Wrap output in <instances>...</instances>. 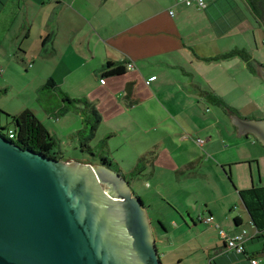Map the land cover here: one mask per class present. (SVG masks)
<instances>
[{"label": "crops", "instance_id": "crops-1", "mask_svg": "<svg viewBox=\"0 0 264 264\" xmlns=\"http://www.w3.org/2000/svg\"><path fill=\"white\" fill-rule=\"evenodd\" d=\"M244 2L247 4L245 15L235 0H215L205 9L186 7L177 4L176 0H0V16L8 10L10 3L15 5L10 8L13 9V19L18 17L16 10L21 11L20 14L24 12V22L12 44L20 46L22 43L23 46L21 39L30 41L34 35L36 40L29 49L22 48L23 55L35 61L50 57L64 62L74 59L80 62L77 69L64 70L67 73L64 84L60 83L58 88L71 97L86 98L95 105L102 116L96 138L103 133L101 140L108 139L110 153V145L115 139H121L122 143L138 141L135 158L146 164L133 178L140 179L148 174L157 186L155 189L160 198L181 217V226L196 230L205 223L201 218L207 215L199 214L197 221L180 193L192 187L209 191L210 174L203 171L205 164H208L207 169H210L209 164L212 165L219 185L225 186L227 182L234 190L231 194H240L249 215L241 191L258 187L253 182L254 186L241 189L232 179L233 163L239 161L249 163L253 179L252 161L257 159L256 156L247 149L242 154L244 160L237 159L228 149L231 157L226 161L219 160L218 157H223L226 150L215 149L218 138L214 137L216 133L211 134L210 129L217 132L221 114L232 120L233 130L229 134L246 140L256 139L235 125L234 116L244 120L261 118H243L242 114H230L218 105L213 109L211 119L207 106L209 92L222 98L227 88L230 92L238 91V80L236 77L224 80L226 73L235 75L236 65L239 71L243 66L244 70L249 68L247 62H241L240 56L214 60L237 48L241 50L240 42L236 44L235 39L227 42V36L228 39L235 36L233 31L242 29L243 24L250 29L248 18L254 21L256 28L264 31V25H259L254 19L249 3ZM36 44L39 46L37 49ZM3 45L0 42V47ZM109 62H131L135 69H127L123 75L104 77V69ZM258 67L264 68V65L254 63L247 72L261 79ZM4 70L1 67V74ZM75 70L78 79L90 75L89 82L75 81V86L82 84L89 90H83L87 93L84 96L73 94L77 93L74 86L65 89L66 75L73 74ZM82 72L84 75L80 77ZM70 113L77 114L74 111ZM78 131L70 137L73 139ZM234 146L241 155L242 143ZM197 147L207 151L198 153ZM69 160L80 162L73 158ZM90 162L98 163L99 160L88 159L84 163ZM165 190L172 192L166 194ZM189 193L193 196V192ZM225 197L215 200L218 202ZM204 201L208 216H213L223 230V225L229 227L227 218L209 208L210 200ZM250 219L253 233L247 231L251 238L245 245L246 251L250 257L264 264V234H257L251 215ZM243 225V218L236 216L234 228L224 231L234 236L244 230ZM161 226L167 232L162 222ZM210 227L218 232L214 226ZM208 249L210 264H251L247 257L227 248L224 240L210 244Z\"/></svg>", "mask_w": 264, "mask_h": 264}, {"label": "rangeland", "instance_id": "rangeland-1", "mask_svg": "<svg viewBox=\"0 0 264 264\" xmlns=\"http://www.w3.org/2000/svg\"><path fill=\"white\" fill-rule=\"evenodd\" d=\"M235 1H237L244 12L243 15H245L247 13V4L244 0ZM245 1L247 2V0ZM14 6L13 3H10L8 10L0 16V42L4 44L3 47H0V69L1 67L5 69L0 76V127H5L6 131L14 129L15 125L10 116L20 114L26 110H32L37 118L46 126L51 135L57 139L58 145L55 151L60 153L62 160L66 161L73 158L84 163L85 161L87 162L88 159H94V161H96L101 159V156H106L114 162L115 170L124 173V176H129L131 174L128 173L130 170L133 172L135 170L136 172L137 169L134 168V165L140 162L135 158L136 149L138 147L137 140H131L129 143H122L121 139H115L110 145L112 149V153H110L108 143L104 146L101 140L104 136L102 135L103 133H99L98 137L91 142V151H82L78 141L70 137V134L82 129L83 124L81 118L75 113H67L64 116L57 117L54 112L57 110L60 98L51 95L52 93H49L46 97L41 96V91L52 83L56 85L63 83L65 74H67L64 70L77 69L80 66V62L75 59L64 62L61 59L50 57L39 58L35 61L34 58L23 55L21 53L22 48L24 50L29 49L30 44H35L36 38L34 35L30 41L24 38L21 39V41L24 42L23 46L22 43H20V46L15 45V43L12 44L17 30L24 22L23 18L25 17L24 12L20 14L21 11L16 10L18 17L13 19L14 16L11 13L13 9L10 8H14ZM247 20L251 24L250 29L246 24H243L242 29H238V31L234 30L233 33L235 32L236 35L230 36V39H228L229 36H227L226 41L228 42L235 39L236 44L237 41L240 42L241 51L249 52L253 58L252 67L254 63L264 65V31H262L260 27L256 28V24L251 18ZM239 31L240 34H238ZM226 33L228 34V32ZM38 44H36L35 49L39 48ZM240 59L241 62L245 61L243 56H240ZM243 65L245 64L243 63ZM250 68L244 70L243 66L239 71L236 65L234 71L235 75L229 72L225 74L223 79L227 81L236 77L238 81L235 80L239 84V87L236 88L238 89L237 92H230L228 88L225 89L226 92H223L225 97H222V99L227 105L238 110L240 115L242 114V116H244L243 118L258 117L263 119L264 82L255 77V74L250 75L249 72H247L250 71ZM83 75L84 72L80 73V77H83ZM66 76L68 77H66L67 84L65 89H67V87L73 88L74 86L76 88L75 92L77 93L73 94H81L80 96L87 94L83 93L87 89L82 84L75 86V81L77 82V80H79L84 83L89 82L91 80L90 75L78 79L79 75L77 70H75L73 74ZM88 91L89 90H87V92ZM207 106L209 108V117L212 119V116H214L213 109L220 105L215 106L214 103L209 102ZM218 118L220 123L216 127L217 132L210 129L211 134L214 135V133H216L214 137L218 138L215 149L226 150L225 155L223 157H218V159L226 161L231 157L228 149H231V153L235 154L237 159L242 158V160H244L245 157H243L242 154H244L247 149L248 152L257 158L252 161L253 179H251L249 163L244 164L241 161L233 163L232 179L236 186L241 189L245 188V186H264V146L254 138L246 140L245 138L237 137V135L229 134V131L233 130L232 120L226 116L223 117L221 114ZM152 135L153 134L149 137ZM238 143H242L240 147L241 155L238 152V148L234 146ZM197 149L199 151L196 150L198 153H202L204 150L207 151V149H203V147H197ZM141 162L144 163L145 167L146 162ZM207 165L208 164H205L203 171H209L210 174L208 180L209 191L196 190L192 187L187 192L180 193L190 206L189 210L193 216H195L197 221H199L198 216L201 213L208 216V209L204 203V200L208 198L210 200L208 202L209 208L218 211L222 216L227 218L229 227L223 225L224 230H232V228H234L236 216H240L244 221L242 228L249 233H253L250 215L243 204L240 194H231L234 190L227 182L225 186L219 185L218 179L216 178L217 176L214 175V168L209 164L210 169H207ZM227 170H229V165H227ZM136 175L138 176V173ZM225 176L229 179L228 175ZM131 177V187L135 194L141 196L148 211L156 245L163 264H210L208 246L216 241H220L221 243L223 241L220 236V229L216 227V224L219 225L217 221H215L214 225L203 223L199 225L196 230H189L181 226V217L174 212L168 205V202L160 198L159 194H157L158 191L155 189L157 186L148 174L136 180L133 178V175ZM229 181L231 182L230 179ZM231 184L234 186L232 182ZM163 192L169 194L172 191L165 190ZM189 192H193V196H190ZM225 195L226 197L224 199L216 202L215 199ZM161 222L165 225L167 232L164 231ZM210 226H214L218 232Z\"/></svg>", "mask_w": 264, "mask_h": 264}, {"label": "water", "instance_id": "water-1", "mask_svg": "<svg viewBox=\"0 0 264 264\" xmlns=\"http://www.w3.org/2000/svg\"><path fill=\"white\" fill-rule=\"evenodd\" d=\"M234 123L264 146V119ZM0 264L163 262L145 203L121 172L101 159L48 157L0 134Z\"/></svg>", "mask_w": 264, "mask_h": 264}, {"label": "trees", "instance_id": "trees-1", "mask_svg": "<svg viewBox=\"0 0 264 264\" xmlns=\"http://www.w3.org/2000/svg\"><path fill=\"white\" fill-rule=\"evenodd\" d=\"M247 2L252 8L254 19L259 25H264V0H247ZM233 56H243L249 68L252 67L253 58L247 51L235 50L221 57H217L214 60ZM126 64L107 63L103 76L113 77L125 74L127 72ZM49 93L60 98V103L54 112L57 117L64 116L73 111L81 116L83 127L75 133L73 140L78 141L82 151H91V142L96 138L97 130L102 122V116L95 105L86 98H72L69 94L60 90L55 83L45 87L41 91V96L46 97ZM207 99L209 102L224 107L230 114L240 115L238 110L227 105L221 97L212 92L207 94ZM10 117L15 127L9 131H6L5 127H0L1 135L15 142L23 149H31L48 157L62 159L60 153L55 151L58 145L57 139L51 135L46 126L37 118L32 110H26L20 114L11 115ZM11 133L14 135L13 138H10ZM102 142L105 146L108 143V139H104ZM101 160L107 166L116 169L114 162L109 157L101 156ZM141 168H144L143 162L137 164V171L132 172L130 175H136ZM130 175H125L129 181L131 180ZM241 195L250 212L253 225L259 230V233L264 234V187L258 186L241 191Z\"/></svg>", "mask_w": 264, "mask_h": 264}, {"label": "built area", "instance_id": "built-area-1", "mask_svg": "<svg viewBox=\"0 0 264 264\" xmlns=\"http://www.w3.org/2000/svg\"><path fill=\"white\" fill-rule=\"evenodd\" d=\"M215 0H176L177 4L185 5L186 7H197L200 9H205L208 7L209 4L214 2ZM126 68L128 70H134L135 65L133 63H128L126 65ZM1 76V72H0ZM14 135L11 133L10 138H13ZM202 142V141H200ZM201 220H204L205 223L213 224L215 223L213 216H207L205 218H201ZM216 227L220 229V236L224 240L227 248L234 251L235 253L239 255H244L247 257L251 264H260L259 260L252 258L249 256V254L246 251V243L250 240L251 235L248 234L247 230H242L239 234H236L234 236H230L228 233H226L219 225L216 224ZM257 229V228H256ZM259 233V230L257 229V234Z\"/></svg>", "mask_w": 264, "mask_h": 264}]
</instances>
